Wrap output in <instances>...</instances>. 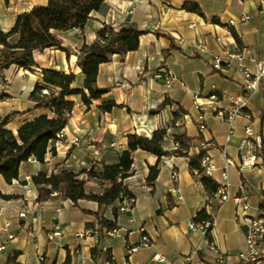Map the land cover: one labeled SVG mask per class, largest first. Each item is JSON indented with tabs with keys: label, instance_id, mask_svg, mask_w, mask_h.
Returning a JSON list of instances; mask_svg holds the SVG:
<instances>
[{
	"label": "crops",
	"instance_id": "crops-1",
	"mask_svg": "<svg viewBox=\"0 0 264 264\" xmlns=\"http://www.w3.org/2000/svg\"><path fill=\"white\" fill-rule=\"evenodd\" d=\"M187 1L107 0L99 12L91 14L82 30L58 33L67 53L37 51L35 67H12L0 77V125L17 136L23 125L42 116L53 117L30 99L35 88L43 84L44 70L75 74L72 89L83 90L85 77L78 65L83 45H92L104 26L117 31L132 27L142 34L138 51L124 57L116 55L100 66L97 87L108 92L101 100L87 107L80 97L67 98L75 107L60 141L52 146L55 156L48 154L44 165L36 161L23 164L19 179L12 184L0 176V248H5L0 251V264H78L79 258L85 264H152L155 256L164 261L158 264H184L187 259L191 264H242L239 255L246 249L249 220L261 215L264 144L262 159L254 170L243 166L238 147L249 125L261 132L264 143V91L248 95L238 64L216 71L212 62L245 49L264 62V0H191L206 20L183 10ZM45 4L41 0H0V31L10 33L19 15ZM243 16L249 20L244 21ZM213 19L220 25L212 23ZM163 35L170 36L173 43ZM2 55L0 46V58ZM245 57V65L255 71L256 65L248 61V54ZM161 70L171 73L170 85L156 79ZM213 94L219 97L214 106L219 110H228L231 101L239 105L249 96L243 115L234 121L230 140L229 127L212 113L209 98ZM195 96H200L199 103L205 107L203 133L198 128ZM166 100L169 104L165 109L151 115ZM108 101L123 108L103 113L99 108ZM156 132L165 133L163 149L170 155L160 163L157 157L142 151L133 155L131 175L125 181L133 201L130 211L121 213L120 202L111 207L87 201L74 205L53 196L45 203L37 202L32 178L39 173L100 171L102 162L118 164L127 151L128 135L150 139ZM183 135L193 139L189 156L206 152L214 167L210 178L219 186L228 185V202L222 203L219 194L210 198L192 176L190 161L172 155L178 147L175 136ZM158 163L160 173L150 187L149 168ZM174 174L176 181L171 179ZM86 191L101 194V184L88 182ZM243 194L248 198L249 219L236 220L241 206L234 200ZM114 210L118 213L116 229L100 228L102 220L115 222ZM204 210L216 222L206 239L188 227ZM23 212L25 220L19 218ZM33 219L36 224H32ZM57 225L60 236L53 235ZM144 237L152 240L150 247L142 246ZM75 253L77 256L72 257Z\"/></svg>",
	"mask_w": 264,
	"mask_h": 264
},
{
	"label": "trees",
	"instance_id": "trees-1",
	"mask_svg": "<svg viewBox=\"0 0 264 264\" xmlns=\"http://www.w3.org/2000/svg\"><path fill=\"white\" fill-rule=\"evenodd\" d=\"M8 2V0H5ZM44 6H35L31 11L18 16L12 31L4 34L0 31V46L3 47V55L0 58V77L12 67L29 70L36 66L34 53L56 49L63 53V42L58 33H66L72 30H82L94 12H99L107 0H41ZM183 10L193 13L206 20L200 7L191 0L183 5ZM212 23L220 25L219 20L213 19ZM238 44L237 34L232 30ZM142 34L132 28L120 31L111 26H104L97 34L96 41L92 45H83L79 50L78 65L85 77L84 89L75 91L72 86L76 83V76L55 71L44 70L42 72L43 84L37 86L30 99L39 103L40 107L50 111L53 117L42 116L23 125L17 136L7 131L4 125H0V176L7 184H12L19 179L20 167L29 161H36L40 165L45 164L48 154L55 156V148L63 131L66 129L73 113L75 103L67 101L70 97H80L81 102L89 107L93 101L101 100L108 92L97 87V78L101 65L110 63L112 57H124L139 49V40ZM173 43L170 36L163 35ZM16 38V41L13 42ZM174 47V46H173ZM68 55V54H67ZM169 104L166 100L151 115H157ZM113 101L104 102L100 106L103 113H111L115 109H122ZM181 113L182 112L181 110ZM264 119V115L262 116ZM164 132H156L149 139L137 134L128 135L127 151L122 154L116 165L100 163V171L95 168L83 171L80 174H72L62 170L56 174L47 171L39 173L32 178L33 185L38 192L39 204L49 201L53 194H58L64 200H69L74 205L80 201L93 202L99 206L111 207L117 202L122 203L124 198L132 199L125 181L130 177L133 155L142 151L158 158L159 163L167 152L163 149ZM193 139L183 136H175L177 149L172 153L175 157L186 158L190 161V171L204 187L210 198L218 194L220 186L212 178L204 174L202 161L206 158V152L201 151L197 156H189V148ZM159 163L150 167L147 185L154 186L159 173ZM85 176V179H81ZM101 184L102 193H87L88 182ZM264 197V194H262ZM264 210V203L261 206ZM115 222L102 220L100 228L108 231L116 229L118 213L113 212ZM206 211L198 213L193 222L201 223L211 221ZM68 259L67 263H69Z\"/></svg>",
	"mask_w": 264,
	"mask_h": 264
},
{
	"label": "built area",
	"instance_id": "built-area-1",
	"mask_svg": "<svg viewBox=\"0 0 264 264\" xmlns=\"http://www.w3.org/2000/svg\"><path fill=\"white\" fill-rule=\"evenodd\" d=\"M244 21H248L249 18L243 16ZM245 54H248V61L256 65V70L252 71L249 67L245 65ZM238 64V69L241 72L244 78V90L250 95L258 91H264V62L258 61L253 52L250 49H245L241 53L228 55L226 60H222L221 58H214L212 62V67L216 71H222L225 66L227 69L232 68L233 63ZM156 79L159 81H163L166 85H170L173 81V77L169 71L161 70L157 75ZM249 100V96L243 98V102L239 105L234 104L231 101V106L228 110H219L215 108V104L218 103L219 97L216 94L210 96L209 101L211 102L212 113L220 119V121L229 127L228 137L230 140L234 134V121L238 116L243 115L244 108ZM200 96H195L194 105L195 109L198 112L197 123L198 128L201 133L206 130V122H205V107L199 103ZM263 137L261 132H256L252 125H249L245 129V138L240 142L238 151L243 166L248 168L249 170H254L259 166V163L262 159V150H263ZM204 147V145H202ZM202 169L204 174L207 176H211L214 167L211 163V160L206 157L202 161ZM173 181L177 180V175H173L171 177ZM228 176H224V181L227 183ZM241 193H244V188H240ZM220 196V201L222 203H226L230 200L228 194V185H221L218 191ZM53 197H59L58 194H53ZM179 199L182 200V196H179ZM234 202L238 207L241 206V209H238L236 220L243 218L244 220L249 219L246 216V213L249 211V203L248 198L244 194L236 198ZM264 203V197H263ZM133 205V201L129 198H124L123 202L119 206V211L121 213L130 211ZM59 210L56 211V216H59ZM0 218H2V212L0 211ZM19 218L21 220H25L27 215L25 212L19 214ZM37 220L33 219L32 224H36ZM216 226V222L214 219L207 222L195 223L189 222L188 227L192 231L198 232L203 238H208L213 229ZM10 226L7 225L6 228ZM54 236L61 235V228L59 225L55 226ZM13 239V237H10ZM152 245V240L148 237L143 238L142 246L150 247ZM211 250L215 251L214 246H210ZM5 250V248H0V251ZM136 250H133L134 252ZM77 253L72 257H76ZM239 260L242 264H264V210H261V215L258 218H251L248 224V230L246 234V249L243 253L239 255ZM43 262V260H41ZM152 264L163 263L164 261L159 257L155 256L151 260ZM78 264H85L81 258L78 259ZM184 264H191L190 260L187 259Z\"/></svg>",
	"mask_w": 264,
	"mask_h": 264
}]
</instances>
